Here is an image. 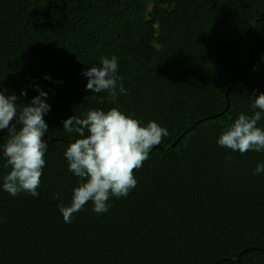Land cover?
<instances>
[{"label":"trees","instance_id":"16d2710c","mask_svg":"<svg viewBox=\"0 0 264 264\" xmlns=\"http://www.w3.org/2000/svg\"><path fill=\"white\" fill-rule=\"evenodd\" d=\"M112 55L121 80L109 102L83 73ZM37 87L50 105L38 197L3 191L0 131V264H264V172L254 174L264 151L217 142L259 111L264 0H0V92L22 106ZM113 107L168 135L127 197L110 196L100 214L89 201L65 223L58 205H70L79 178L63 121Z\"/></svg>","mask_w":264,"mask_h":264},{"label":"clouds","instance_id":"9594fccd","mask_svg":"<svg viewBox=\"0 0 264 264\" xmlns=\"http://www.w3.org/2000/svg\"><path fill=\"white\" fill-rule=\"evenodd\" d=\"M117 72L115 55L101 58L99 67L88 68L83 73L88 79L86 90L107 92L109 102L115 101L121 80ZM35 90L39 95L22 106H18L15 94L6 97L0 92V131L7 129V140L2 145L4 167L9 169L3 177V191L12 197L21 192L38 197L46 164L44 157L49 145L44 139L48 131L44 115L50 111V105L45 102L48 94L39 87ZM119 93L127 94L122 83ZM21 95L26 97L27 92L22 91ZM253 100L252 108L259 111L252 116L238 115L218 137L219 146L240 154L264 151V129L257 126L264 114V93ZM63 131L77 137L67 146L64 157L68 170L79 178L70 205H58L65 223H71L73 214L89 201L94 205L92 210L100 214L109 210L110 196L127 197L137 183L134 171L142 167L151 149L168 135L167 129L155 121L141 126L140 121L116 107L108 111L89 109L84 118L73 115L63 121ZM232 159L226 157L228 162ZM262 172L264 164H258L254 174Z\"/></svg>","mask_w":264,"mask_h":264},{"label":"water","instance_id":"95a60500","mask_svg":"<svg viewBox=\"0 0 264 264\" xmlns=\"http://www.w3.org/2000/svg\"><path fill=\"white\" fill-rule=\"evenodd\" d=\"M243 40L244 41L246 40V34L243 36ZM229 107H230V104H228L227 109H229Z\"/></svg>","mask_w":264,"mask_h":264}]
</instances>
